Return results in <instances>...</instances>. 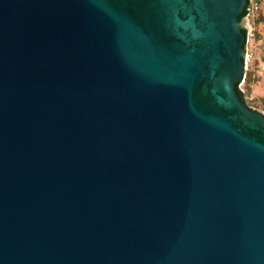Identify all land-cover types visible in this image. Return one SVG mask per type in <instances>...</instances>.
<instances>
[{
  "label": "water",
  "instance_id": "water-1",
  "mask_svg": "<svg viewBox=\"0 0 264 264\" xmlns=\"http://www.w3.org/2000/svg\"><path fill=\"white\" fill-rule=\"evenodd\" d=\"M246 4L0 0V264H264Z\"/></svg>",
  "mask_w": 264,
  "mask_h": 264
},
{
  "label": "rangeland",
  "instance_id": "rangeland-1",
  "mask_svg": "<svg viewBox=\"0 0 264 264\" xmlns=\"http://www.w3.org/2000/svg\"><path fill=\"white\" fill-rule=\"evenodd\" d=\"M247 25L254 31L249 41L246 38L245 71L238 89L249 107L264 113V0L258 18L247 21Z\"/></svg>",
  "mask_w": 264,
  "mask_h": 264
},
{
  "label": "built area",
  "instance_id": "built-area-1",
  "mask_svg": "<svg viewBox=\"0 0 264 264\" xmlns=\"http://www.w3.org/2000/svg\"><path fill=\"white\" fill-rule=\"evenodd\" d=\"M261 11V0H247V6H246V18L247 21H254L258 18L259 13ZM254 28L249 27L246 31L247 33V41H249V37L253 36ZM239 87V85H238Z\"/></svg>",
  "mask_w": 264,
  "mask_h": 264
},
{
  "label": "trees",
  "instance_id": "trees-1",
  "mask_svg": "<svg viewBox=\"0 0 264 264\" xmlns=\"http://www.w3.org/2000/svg\"><path fill=\"white\" fill-rule=\"evenodd\" d=\"M246 6H247V4H246ZM246 6L244 7V10H243L242 14L239 16L240 21L243 20L244 17L246 16ZM242 32H243V34H244L245 37H246V30L243 29ZM236 92H237V94H238V96H239L240 98L243 97L241 91L238 89V85L236 86Z\"/></svg>",
  "mask_w": 264,
  "mask_h": 264
}]
</instances>
